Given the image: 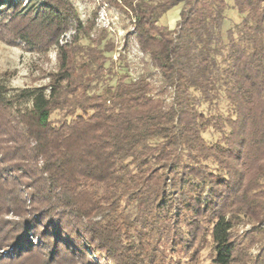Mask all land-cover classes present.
Segmentation results:
<instances>
[{
	"label": "trees",
	"instance_id": "1",
	"mask_svg": "<svg viewBox=\"0 0 264 264\" xmlns=\"http://www.w3.org/2000/svg\"><path fill=\"white\" fill-rule=\"evenodd\" d=\"M77 1L0 0L13 38L58 61L43 85L0 74V264H264V0H231L225 36L226 0H100L132 23L154 70L137 77Z\"/></svg>",
	"mask_w": 264,
	"mask_h": 264
},
{
	"label": "rangeland",
	"instance_id": "2",
	"mask_svg": "<svg viewBox=\"0 0 264 264\" xmlns=\"http://www.w3.org/2000/svg\"><path fill=\"white\" fill-rule=\"evenodd\" d=\"M226 2L227 8L224 10L223 21L224 36L226 30L234 27L241 20V15L233 7L231 0H226ZM76 8L80 15V19L83 21L91 17L93 11H97L94 18V29L104 28L107 31L108 38H110L114 44V52L109 55H111L112 59L118 64V67L121 65L123 69L126 68L130 71L131 77H137L145 68H149L154 72L148 58L143 56L139 51L137 43L131 35H128V32L133 30L132 23L123 12L108 3H101L100 0H78L76 2ZM180 8L181 4H178L168 10L160 17L158 24L167 28H173L178 19ZM13 26L14 25L8 23V21L0 24V74L5 73L9 85L13 88L46 84L48 82L47 74L55 71L58 65L57 49L55 45L50 46L46 51L30 50L19 40L13 38V34L15 33V28ZM69 35L70 32L65 34L64 39H67ZM82 43L86 44L87 40L83 39ZM118 53L122 55V59L119 61L117 59ZM122 68H119L118 71L122 72ZM113 82L114 79L110 83L113 84ZM200 109L207 111L209 107L206 103H203ZM211 111L212 113L225 115L228 113L229 107L226 101L220 98L215 106L211 108ZM60 116L61 112L56 111L51 115V118L56 120L60 118ZM203 136L208 142H214L217 133L209 128L203 133ZM248 229H250L249 224H241L236 227L239 234L245 233ZM256 251V247L251 249L252 254L256 253ZM208 252V249H204L196 264H210ZM35 255H31L27 258L22 257L23 259H20V261L18 259L11 263L2 264H43V261L40 263ZM44 262H46V260H44ZM64 263L68 264L67 261H63L59 264Z\"/></svg>",
	"mask_w": 264,
	"mask_h": 264
}]
</instances>
